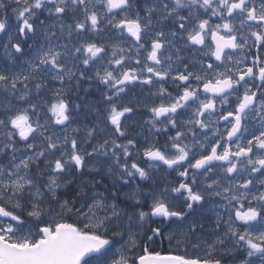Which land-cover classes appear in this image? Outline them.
Masks as SVG:
<instances>
[{"label": "snow or ice", "instance_id": "snow-or-ice-1", "mask_svg": "<svg viewBox=\"0 0 264 264\" xmlns=\"http://www.w3.org/2000/svg\"><path fill=\"white\" fill-rule=\"evenodd\" d=\"M0 264H264V0H0Z\"/></svg>", "mask_w": 264, "mask_h": 264}]
</instances>
